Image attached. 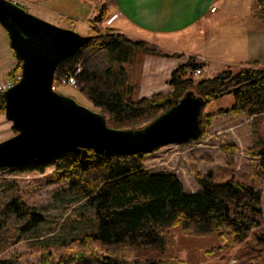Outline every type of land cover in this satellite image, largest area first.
Here are the masks:
<instances>
[{"label": "trees", "instance_id": "obj_1", "mask_svg": "<svg viewBox=\"0 0 264 264\" xmlns=\"http://www.w3.org/2000/svg\"><path fill=\"white\" fill-rule=\"evenodd\" d=\"M251 17L264 24V0L254 1ZM106 18V5L96 9L89 20L91 32L87 36L91 40L59 64L55 81L71 73L75 75L78 90L98 106L108 127L143 130L190 92L204 102L201 136L215 117L206 113V107L226 95H232L235 103L229 109L219 110V114H264V69L258 61L236 71L227 66L213 78H195L194 72L202 70L205 64L189 57L169 78L171 93L136 99L137 86L129 68L137 54L172 59L182 55L104 28ZM17 62L9 78L21 74L23 63ZM6 102L1 93L0 115L6 113ZM249 153L259 158L251 182L234 178L216 182L212 174L197 176L201 189L194 193L188 192L174 173L149 172L144 163L147 153L116 155L86 148L54 153L4 170L40 174L53 168L57 179L69 182L95 210L98 231L73 238L63 246L65 255L55 262L45 255L42 264L179 263L175 256L169 257L171 260L162 257L174 250L171 231L175 227H180L189 238L216 236L219 245L209 249L207 255L226 259L229 250L245 245L236 264H260L264 250V232H258L264 224V134H257ZM18 203L19 200L12 201L7 208H18ZM34 217L26 228L40 222ZM3 227L0 217V258ZM153 252L159 258L149 255ZM0 264L12 263L0 259Z\"/></svg>", "mask_w": 264, "mask_h": 264}, {"label": "rangeland", "instance_id": "obj_2", "mask_svg": "<svg viewBox=\"0 0 264 264\" xmlns=\"http://www.w3.org/2000/svg\"><path fill=\"white\" fill-rule=\"evenodd\" d=\"M23 1V7L30 14L66 29L73 28L84 36L91 32V26L87 28L89 22L86 23L91 17L90 5L99 7L98 0ZM254 1L207 0V6L213 2L221 7V12L215 16L220 20L218 25L212 29L213 20L209 21L207 33L200 41L188 42L182 46L197 53L207 49L210 58H215L210 65L207 64L206 72L203 73L202 70V77L213 78L227 66H232L236 71L238 68L248 67V63L253 60L258 61L264 69V24L251 17ZM109 11L111 16V6ZM73 20L77 21L76 26L71 25ZM106 24L112 25L111 18L103 27ZM134 83L138 88L137 82ZM56 85L58 94L73 97L83 107L99 111L98 106L78 90V84ZM234 103V97L226 95L208 105L206 113L214 114L215 117L204 135L199 140L169 145L147 154L145 168L151 173L176 174L185 189L193 193L201 189L197 176L212 174L216 182L229 178L251 182L259 165V158L250 155L249 149L257 134H264V114L248 117L242 113H218L219 110L231 108ZM12 128L13 124L6 119V115H0V142L14 136ZM17 200L18 208H7L12 201ZM95 214L89 201L77 189H73L69 182L57 179L53 168L40 174L32 171H0V217L4 221L3 254L0 259L11 261L12 264H42L46 255L55 262L59 256L66 254L63 246L73 238L98 231ZM33 215L40 222L35 227L26 228ZM262 231L264 232V224L258 230ZM171 233L174 250L162 257L171 260L169 257L175 256L184 264H236L245 247L232 248L227 252L226 259H221L206 254L209 249L219 245L216 236L189 238L181 233L180 227L173 228ZM262 253L260 264H264V250ZM149 255L155 258L160 256L154 252Z\"/></svg>", "mask_w": 264, "mask_h": 264}, {"label": "water", "instance_id": "obj_3", "mask_svg": "<svg viewBox=\"0 0 264 264\" xmlns=\"http://www.w3.org/2000/svg\"><path fill=\"white\" fill-rule=\"evenodd\" d=\"M0 25L16 59L23 63L21 81L4 92L6 119L16 134L0 142V170L63 151L89 148L116 155L152 154L201 138L204 102L192 92L143 130L108 127L101 113L58 94L53 84L59 64L91 36L44 21L6 0H0Z\"/></svg>", "mask_w": 264, "mask_h": 264}, {"label": "crops", "instance_id": "obj_4", "mask_svg": "<svg viewBox=\"0 0 264 264\" xmlns=\"http://www.w3.org/2000/svg\"><path fill=\"white\" fill-rule=\"evenodd\" d=\"M98 2V8L106 5V21L110 18L112 20L111 26L106 24L104 27L118 30L132 39L159 45L171 54L182 55L177 59H162L137 54L130 65L131 77L138 85L137 99L148 98L155 93H171L169 78L179 65L188 61L189 57H196L199 62L206 65L202 69L203 73L208 68L207 64L210 65L215 59L210 58L207 49L197 53L190 48L182 47L185 43L200 41L207 33L209 21L213 20L211 27L216 28L220 20L215 16L221 12V7L213 2L210 6L206 5L207 0H98ZM214 5L218 6V10L212 13L211 7ZM110 6L112 7L111 16ZM98 8L90 5L91 17ZM76 22L73 20L71 25L76 26ZM87 28H90L89 24ZM17 64L14 50L10 48V39L0 25V77H9V73Z\"/></svg>", "mask_w": 264, "mask_h": 264}, {"label": "built area", "instance_id": "obj_5", "mask_svg": "<svg viewBox=\"0 0 264 264\" xmlns=\"http://www.w3.org/2000/svg\"><path fill=\"white\" fill-rule=\"evenodd\" d=\"M6 1L7 2L10 1L11 3H14L15 5H17L19 7L25 5V2L23 0H6ZM217 10H218V6L214 5L211 7L212 13H215ZM77 72H80V71L77 70ZM201 74H202V70H198V71L194 72L195 77H199V76H201ZM21 79H22V74H17L15 76H13L12 78L0 77V94L6 92L9 89H12L13 85L18 83L19 81H21ZM56 83H58V84H61V83L62 84H69V85L77 84L75 75H73L72 73L69 76H64V77H61L59 80L54 81L53 84H54L55 90H56V86H57Z\"/></svg>", "mask_w": 264, "mask_h": 264}]
</instances>
